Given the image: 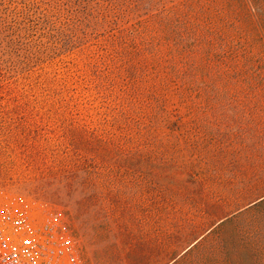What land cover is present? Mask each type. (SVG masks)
Segmentation results:
<instances>
[{"label": "rangeland", "instance_id": "obj_1", "mask_svg": "<svg viewBox=\"0 0 264 264\" xmlns=\"http://www.w3.org/2000/svg\"><path fill=\"white\" fill-rule=\"evenodd\" d=\"M13 197L102 231L90 264H165L173 234L175 264L231 263L246 238L189 246L212 200H264V0H0Z\"/></svg>", "mask_w": 264, "mask_h": 264}, {"label": "built area", "instance_id": "obj_2", "mask_svg": "<svg viewBox=\"0 0 264 264\" xmlns=\"http://www.w3.org/2000/svg\"><path fill=\"white\" fill-rule=\"evenodd\" d=\"M0 264H84L64 219L16 197L0 203Z\"/></svg>", "mask_w": 264, "mask_h": 264}, {"label": "crops", "instance_id": "obj_3", "mask_svg": "<svg viewBox=\"0 0 264 264\" xmlns=\"http://www.w3.org/2000/svg\"><path fill=\"white\" fill-rule=\"evenodd\" d=\"M239 200H212L204 206L205 221L201 232L194 238L189 248L199 246L203 239L220 234L228 236L231 240L235 238H246L245 246L240 245L238 249L231 247L229 252V264H264V200H249L243 204ZM70 233L74 239L77 251L84 264H90L92 256L95 261L101 262L97 249L107 246L106 238L102 231L95 232L92 236L79 239L71 229ZM175 229V228H174ZM179 229V226H178ZM176 232V230H175ZM174 232V233H175ZM169 244L172 245L173 253L169 257H163L165 264H175L181 256V237L176 240L175 234L171 237ZM92 250L93 254L89 255ZM177 251V252H176ZM87 260V261H86ZM116 264H127L129 261L116 260ZM137 261V264H143Z\"/></svg>", "mask_w": 264, "mask_h": 264}]
</instances>
